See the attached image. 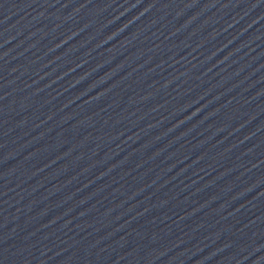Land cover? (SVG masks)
I'll list each match as a JSON object with an SVG mask.
<instances>
[{
  "label": "water",
  "instance_id": "95a60500",
  "mask_svg": "<svg viewBox=\"0 0 264 264\" xmlns=\"http://www.w3.org/2000/svg\"><path fill=\"white\" fill-rule=\"evenodd\" d=\"M0 264H264V0H0Z\"/></svg>",
  "mask_w": 264,
  "mask_h": 264
}]
</instances>
